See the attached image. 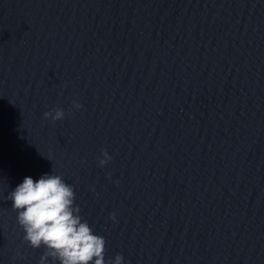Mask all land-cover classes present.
I'll return each mask as SVG.
<instances>
[{
	"label": "water",
	"instance_id": "water-1",
	"mask_svg": "<svg viewBox=\"0 0 264 264\" xmlns=\"http://www.w3.org/2000/svg\"><path fill=\"white\" fill-rule=\"evenodd\" d=\"M52 173L106 262L264 264V0H0V264Z\"/></svg>",
	"mask_w": 264,
	"mask_h": 264
},
{
	"label": "clouds",
	"instance_id": "clouds-1",
	"mask_svg": "<svg viewBox=\"0 0 264 264\" xmlns=\"http://www.w3.org/2000/svg\"><path fill=\"white\" fill-rule=\"evenodd\" d=\"M82 106L74 103V108ZM64 110L57 108L45 112L52 120L64 118ZM99 159L104 166L111 159L107 150H102ZM75 192L61 175L43 174L38 180L31 176L23 179L7 199L17 213V222L24 231V240L34 249H45L40 264H122L123 256L105 260L106 241L95 234L86 220L79 215L75 204ZM115 220V215L111 217Z\"/></svg>",
	"mask_w": 264,
	"mask_h": 264
}]
</instances>
